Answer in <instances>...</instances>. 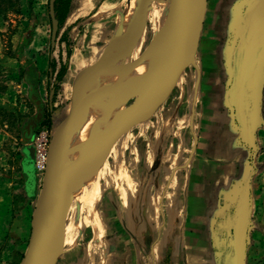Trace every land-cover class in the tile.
<instances>
[{
    "label": "crops",
    "instance_id": "crops-1",
    "mask_svg": "<svg viewBox=\"0 0 264 264\" xmlns=\"http://www.w3.org/2000/svg\"><path fill=\"white\" fill-rule=\"evenodd\" d=\"M255 1L258 0H246V3L244 0H220L217 5L215 4L211 27L214 35H216V29L220 31L219 34L223 41L219 45L218 51L215 43L209 44L208 47L205 46L201 64L203 66H198L200 82L197 94L204 91L206 109H210V102L214 106L216 105V97L213 98L211 97L213 95L208 93L216 86V82L213 81V79L216 80L214 76L216 58L219 57V62L223 67L221 79L223 78L225 81L226 90L228 66L231 65L230 45L234 43L235 37H238L236 34L239 31L247 32L246 27L249 28V22H246V12ZM73 3L74 0H71L72 7L66 19L75 12ZM237 4H240L242 14L239 13L240 8L236 6ZM207 10L208 5L206 14ZM218 18L219 20H217ZM115 29L116 27L113 29V33ZM3 32L4 29L0 28V33ZM2 37L3 35L0 34V264H9L11 254L7 243H11L10 245L14 243L13 236L17 221L15 216L23 210L22 203L19 201L24 200V204L28 205L30 200L36 199L40 189L41 179L34 166L32 141L34 134L43 126L54 129L55 117L59 115L56 109L57 103H54L57 92L54 93L51 104L48 95L47 107L44 103V92L48 89L52 76L55 79L59 70L57 71L55 68V71L52 72L51 69V72L45 76L41 60L38 57H36L37 64L22 58L20 52L23 49L27 53L30 46L24 47L25 49L22 45L18 49H15L14 46L11 49L12 54H8L1 41ZM253 40L250 42L251 45ZM35 48L33 50L39 53L41 47L36 45ZM210 69L215 71L212 72ZM207 73L212 76V81L210 79L204 81ZM54 82L57 84L56 80ZM263 87L264 80L261 97ZM222 104L224 105V96ZM194 105L195 103L192 105L191 114L188 116L190 123L187 125L188 130L193 133L194 152L191 154L193 145L188 151L175 150L173 156L169 155L166 158L163 157L159 148L157 152L159 157L154 158L155 161L140 163V166H147L146 169L140 168L143 171L142 183L133 184L128 192L121 189L117 193L118 207H114L118 216V220L115 221L119 228L117 236L108 237L103 232L97 236L92 234V231H89L91 232L90 236L79 233L74 237V245L68 249L65 247V252L58 259L57 264H227L225 261L228 251L227 233L232 226L243 181L242 178L236 180L231 177L227 180L226 178L218 180L216 177L208 175L209 162H216V154H214L216 150L210 149V151L205 150L204 154L201 153L200 140L202 137L196 136L194 133L196 116ZM224 107L226 108V106ZM38 114H41V119L35 122ZM202 114V118L206 119L200 122L201 126L210 128L208 138L216 146V139L226 137L223 134L218 137L216 135V111L210 115L207 114V111ZM227 115L230 124L229 127L224 128V132L234 130L237 133H234L237 135L236 140L240 146L245 147L240 142L241 139L232 114L228 111ZM33 124L35 127H32ZM211 155L213 157H210ZM254 158L250 160L248 156L247 161L244 162V169L251 161L254 170L248 184L250 205L253 203L254 183L257 184L256 189L262 187L258 182L260 178H254ZM101 181L102 178L98 177L96 187L90 189L86 199L91 201L98 199L100 188L107 185L106 182L101 185ZM125 196H132V198L126 202ZM82 198H79L80 203ZM259 198L257 209L261 211V221H264L262 194ZM80 203L78 204L81 217L77 220L76 226L80 224L84 226L90 222L92 217L91 203L88 201H83L82 205ZM209 210L213 211L211 219L207 216ZM120 216L123 217L122 221H119ZM96 222L102 225V230L107 226L102 224L100 216H96ZM21 225L20 227H22ZM195 225L207 226L211 236L209 233L206 234L204 229L196 233ZM25 233L27 235V230ZM262 239L264 241V237ZM79 242L82 243L83 248H79ZM15 243H19V240H16ZM72 243L71 238L67 245H72ZM88 244L92 245L93 250L88 249ZM261 259L264 260V254Z\"/></svg>",
    "mask_w": 264,
    "mask_h": 264
},
{
    "label": "water",
    "instance_id": "water-1",
    "mask_svg": "<svg viewBox=\"0 0 264 264\" xmlns=\"http://www.w3.org/2000/svg\"><path fill=\"white\" fill-rule=\"evenodd\" d=\"M55 1L49 0L52 48L59 29ZM152 3L153 0H139L128 31L123 33L120 19L101 55L75 75L68 111L50 135L41 185L31 215L30 234L19 264H57L65 252L69 210L84 180L98 172L101 160L110 154L121 136L154 115L173 92L182 72L190 66L196 69L195 103L200 82L196 57L208 0H170L163 24L139 57L131 60L146 27ZM246 18L249 22L247 32L242 30L230 45V80L224 94V106L232 114L240 142L248 148L251 160L256 150L255 133L260 122L264 80V0L255 1L247 10ZM182 46L185 54L178 61L173 50ZM142 67L145 70L138 73ZM133 78L142 81L139 94L129 99L131 102L127 104V101L123 108L107 97L108 113L94 122L86 136L79 138L89 119L93 97L100 93L107 95ZM54 93L55 89L51 88L50 104ZM40 119L41 114H38L35 122ZM194 149L195 145L191 154ZM253 172L249 161L232 226L227 233V264H246L250 212L248 184ZM77 210L79 212V205Z\"/></svg>",
    "mask_w": 264,
    "mask_h": 264
},
{
    "label": "rangeland",
    "instance_id": "rangeland-1",
    "mask_svg": "<svg viewBox=\"0 0 264 264\" xmlns=\"http://www.w3.org/2000/svg\"><path fill=\"white\" fill-rule=\"evenodd\" d=\"M129 1L130 0H74L75 12L71 17L65 19L58 29L53 48L51 47L49 0H18L12 12L8 13L5 17H0V28L4 29V32L0 33L1 36L3 35L1 41L8 54H12L11 49L14 46L16 47L15 49H18L20 45H22L23 48L30 46L27 53L22 49L20 52L22 58L37 64L36 57H38L41 60V67H43V74H45V76L51 72L50 64L52 61L55 62L57 71L60 70L61 67H65L64 78H62L59 83L57 82L59 87L56 91L57 97L54 103H57L56 109L59 115L55 117V126L64 118L67 108H69L70 92L75 75L81 68L93 63L101 55L109 38L114 34L112 31L117 27L118 22H120L122 12L127 8ZM219 1L220 0H208L206 20L200 40L201 44L196 57V64L200 67L203 66L201 64L203 62V55L205 54L203 48H205V46L208 47L209 44L215 43L216 50L218 51L219 45L223 41V38L219 34L220 31L216 29V35H214L211 27L215 4L217 5ZM169 2L170 0H153L146 27L133 50L131 59L136 58L142 53L148 46L156 30L161 27L168 10ZM239 5L237 4L236 6L240 8L239 13H241V7ZM119 12L121 14H119ZM219 18L217 20H219ZM241 31L236 35L239 36ZM209 32L210 35H208ZM36 45L41 47L39 53L34 51ZM32 50L35 53H33ZM222 68L218 57L216 58V71L210 69L212 72L215 71L214 76L216 80L213 79V81L216 82V86L212 91L208 92L209 95H213L211 97H216V105L214 106L213 103L210 102V109L207 108V110V106H204V100H206L203 94L204 91L202 90L197 94L194 105L196 110L194 133L196 136L200 135L202 137L200 140L202 145L201 153L204 154L205 150H216V153H214L216 154V162H209L207 167L208 175H210V177H216L218 180L223 178L227 180L229 177L239 180L244 176V162L247 161L249 150L247 147L240 146L239 142L236 140L237 133L234 130L224 132V128H226V126L229 127L230 120L227 115L229 110L227 109V111L222 104L223 93L225 91V81H223V78L221 79V74L223 72ZM55 74L56 72L54 75ZM205 75L204 81L209 79L212 81L210 73ZM54 80V76H52L48 89L44 92V103L46 107L49 89L56 85ZM195 80L196 69L193 66L186 68L182 72L173 92L158 108L154 115L148 121L133 127L129 132L121 136L116 145H114L115 147L114 150L111 151L112 153L101 160L98 169L100 176L98 174L97 178L89 186H85L87 181L82 183L79 189L81 193L78 194L72 203L67 218L66 249L74 245V237L78 236L79 233H85L90 236L91 232L89 231H92V234L97 236L102 232L108 237L117 236L119 228H117L115 221L116 219L118 220V216L117 212L114 210V207H118L117 193L118 191L120 192L121 189L128 192V189H131L133 184L142 183L143 171L140 168L146 169L147 166H140V163L144 164L155 161L154 158L159 157L157 155L159 148L163 157L167 158L169 155L173 156V153L176 152L175 150L180 152L188 151L190 147L194 145L193 133L188 130L187 125L190 123L188 116L191 114L194 101ZM130 102L131 100L128 101L127 104ZM203 109L207 111L208 115L216 111V135L218 137L223 134V136L227 137L216 139V146L212 141H209L208 135L210 134V128L204 127V125L201 126L200 122L206 119L204 117L202 118V112H205ZM255 145L254 178H260L258 182L262 187L256 189L257 184L255 185L254 183L253 185V203L250 205L247 225L246 264H264V260L261 259V256L264 254V241L262 239V237H264V221H261V211L257 209V202L261 198H259L260 194H262L264 198V87L260 102V122L255 134ZM212 155L210 157H213ZM39 177L41 179L42 175H39ZM98 177L102 178L101 185L105 182L107 185L100 188V195L97 200L91 201L86 199L90 189L96 187ZM81 197L83 198L80 203L79 198L81 199ZM130 198H132V196H125V201L127 202ZM77 200L80 205H82L83 201L90 202L93 209L90 222L84 226L81 224L76 226L77 220L81 217V213L77 210V206L79 205ZM19 203H22L21 208H23V210L15 216L17 221L16 229H14L15 234L13 236L14 243H12V245H10L11 243H7V247L10 249L11 254L10 261L7 259L9 264H19L26 249L35 200H30L28 205L26 204L27 206L24 204V200H20ZM96 216H100L102 224L107 225L104 230H102V225L96 222ZM207 216L211 219L213 217V211L209 210ZM122 220L123 217L120 216L119 221ZM20 225L22 227H20ZM212 228L215 230L214 227ZM202 229H204L206 234L209 233L211 236L210 229L207 226L195 225L194 227L196 233ZM25 230L28 232L27 235ZM71 238L73 241L72 245H67V242H69ZM16 240H19V243H15ZM81 244L79 242V248H83ZM87 247L89 250H93L91 244H88Z\"/></svg>",
    "mask_w": 264,
    "mask_h": 264
},
{
    "label": "bare ground",
    "instance_id": "bare-ground-1",
    "mask_svg": "<svg viewBox=\"0 0 264 264\" xmlns=\"http://www.w3.org/2000/svg\"><path fill=\"white\" fill-rule=\"evenodd\" d=\"M127 3H128V1H127ZM138 3H139V0H130L127 8L122 12L121 20H122L123 33H126L128 31V29L130 28L132 18H133V13H134V10L137 8ZM153 36L151 37V39L153 38ZM173 53H174L176 59L178 61H181L184 57V54H185V47L182 46L180 48H175L173 50ZM139 55L137 57H139ZM136 58H134V59H136ZM134 59H131V60H134ZM144 70H145V67L144 68L142 67L138 73H142ZM168 71H171V69H169ZM141 87H142L141 79L140 78H133V79H130V80L124 82L122 85L114 88L107 95L104 93H100V94H97L96 96H94L92 101H91V111H90L89 119H88L87 123L84 125L83 129L81 130L79 138L86 136L89 133V131L91 130L94 122L99 117L104 116L105 114L108 113L109 104H108L107 97H110V98H112V100H115V102L118 105H120V108H123L125 103L129 99H131L132 97H135L139 94V92L141 91ZM98 174H99V171H98V173H96L95 176H94V174H93V176L92 175L88 176L84 180L85 182L87 181L85 183V186L86 185L89 186L97 178ZM80 191L81 190L77 191V193L75 194L74 200L76 199L78 194L81 193ZM66 238H67V235H66ZM65 246H66V240H65Z\"/></svg>",
    "mask_w": 264,
    "mask_h": 264
},
{
    "label": "trees",
    "instance_id": "trees-1",
    "mask_svg": "<svg viewBox=\"0 0 264 264\" xmlns=\"http://www.w3.org/2000/svg\"><path fill=\"white\" fill-rule=\"evenodd\" d=\"M18 0H0V17L6 16L8 13L12 12V10L15 8V4ZM71 0H56L54 3V11H55V17L58 20L59 28L61 27L63 21L68 16L70 10H71ZM51 69L52 72L55 71L56 65L55 62H51ZM65 76V67H61V69L57 72L55 76L56 82H60L62 78ZM59 87V84L54 85L55 92L57 91Z\"/></svg>",
    "mask_w": 264,
    "mask_h": 264
},
{
    "label": "built area",
    "instance_id": "built-area-1",
    "mask_svg": "<svg viewBox=\"0 0 264 264\" xmlns=\"http://www.w3.org/2000/svg\"><path fill=\"white\" fill-rule=\"evenodd\" d=\"M52 129L43 126L34 134L32 146L34 149V166L38 175H42L45 167L48 144Z\"/></svg>",
    "mask_w": 264,
    "mask_h": 264
},
{
    "label": "flooded vegetation",
    "instance_id": "flooded-vegetation-1",
    "mask_svg": "<svg viewBox=\"0 0 264 264\" xmlns=\"http://www.w3.org/2000/svg\"><path fill=\"white\" fill-rule=\"evenodd\" d=\"M246 38V37H245ZM241 59V58H240Z\"/></svg>",
    "mask_w": 264,
    "mask_h": 264
}]
</instances>
